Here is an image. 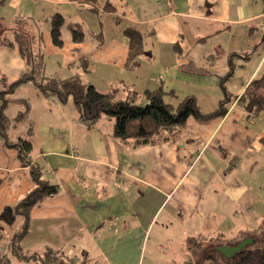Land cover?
I'll use <instances>...</instances> for the list:
<instances>
[{"label":"crops","instance_id":"0c3cea01","mask_svg":"<svg viewBox=\"0 0 264 264\" xmlns=\"http://www.w3.org/2000/svg\"><path fill=\"white\" fill-rule=\"evenodd\" d=\"M96 7L0 0V74L9 82L29 74L17 51L29 46L42 59L44 77L79 75L101 92L118 88L121 99L161 88L172 93L165 102L193 96L209 113L223 97L220 80L232 65L224 83L232 101L221 118H189L134 146L113 137L107 117L87 126L71 98L61 103L33 81L18 86L11 99L18 108L8 112L7 104L4 114L24 115L8 138L28 142L31 151L24 163L0 139V213L33 187L32 166L59 190L31 209L23 252L49 248L77 263L140 264L139 246L153 232L165 235L155 247L159 253L185 250L189 239L264 235V111L248 114L237 102L264 75V0H97ZM57 14L64 20L61 46L51 38ZM77 27L81 42L72 40ZM126 28L142 35L144 50L131 71L124 69ZM63 30L70 33L62 37ZM2 226L10 236L19 222ZM5 249L0 242V257ZM189 258L184 251L181 261L166 264Z\"/></svg>","mask_w":264,"mask_h":264},{"label":"trees","instance_id":"16d2710c","mask_svg":"<svg viewBox=\"0 0 264 264\" xmlns=\"http://www.w3.org/2000/svg\"><path fill=\"white\" fill-rule=\"evenodd\" d=\"M70 1L87 3L91 5L92 11L96 12L97 10V0ZM110 6L109 2L106 1L104 9L110 11ZM63 23V18L58 14L52 18L51 38L56 46H61L63 43L61 40ZM123 34L129 41L124 69L131 71L139 66V58L144 54L142 35L132 28L124 29ZM71 36L73 41L81 42L84 35L80 27H77L71 29ZM17 51L31 67V71L13 82L7 81L0 74V139L9 148H15L18 151L19 158L24 163H29L30 144L21 139L10 141L8 138L9 132L15 123L22 119L24 113H18L16 117L9 119L5 116L4 110L8 102L5 95L12 93L18 86L28 81H33L43 94L51 95L61 103L71 98L80 119L89 127L94 125L101 117L109 118L113 122V137L134 146L154 142L164 133H171L175 129L183 127L189 118L199 122L221 118L227 113L232 101V97L224 90V83L232 75V65L226 76L220 80L223 97L218 101L217 108L212 112L204 113L193 96L184 97L177 105L165 102V96L172 93H164L161 88L151 91L146 90L142 94L131 91V93H127L125 98L121 99L118 98V88L114 87L107 92H101L93 85L83 83L79 75L66 79L44 77L41 75L43 69L42 59L35 57L29 46H17ZM237 102L248 114L256 115L264 111V75L257 80H253ZM261 143L264 147V135L261 138ZM30 179L33 187L17 200L11 208L0 213V242L5 243L8 251L7 255L3 254L0 257V264H10L9 256L15 257L19 262H27L29 257L23 252L21 242L28 232L30 211L44 199L58 194V185L43 180L41 171L34 166L30 171ZM17 221L20 228L10 236L5 235L2 223L12 226ZM244 238L246 237L237 239L236 237L224 238L222 235H216L207 239L209 244L214 245V249L206 252V255L198 264H264V239L260 245L254 246L253 243V245L247 246L229 259L224 258L216 249L224 245H235ZM195 240L199 239H189L187 242L191 251L192 246H190V243ZM51 254L54 256L58 254L61 257L60 261L63 258L68 259L61 252L46 248L44 249L45 259L42 260L43 264H56L54 260L49 262L48 258ZM193 256L194 253L192 252L190 258L183 264H193Z\"/></svg>","mask_w":264,"mask_h":264},{"label":"rangeland","instance_id":"374dc122","mask_svg":"<svg viewBox=\"0 0 264 264\" xmlns=\"http://www.w3.org/2000/svg\"><path fill=\"white\" fill-rule=\"evenodd\" d=\"M69 33H70L69 31L63 30L62 31V37L67 36ZM17 96H18V91H16L14 94L10 93V94L5 95V99L7 101L9 100V102H7L8 112L12 113L14 110H17L18 107L15 104L11 103V99H13ZM0 104H1V101H0ZM19 228L20 227H18V229ZM164 236L165 235H155L154 232L151 235L145 236L143 242H141V245L139 246L140 264H166V262H168L169 260H173V261L174 260L175 261L180 260L181 261L182 260V253H184V251L186 252V254H188V255L190 254V256H191V253L193 252L194 256L192 258V261H193L192 263L198 264L202 261V259L206 255V252L213 251V249H214V245L209 244L207 239H203V240L199 239V240L192 241L190 243V246H192V251L189 248V245H186L185 250H183V249H177V250L168 249V250H165V251H162L161 253H159L155 249V247L164 243L162 241V240H164ZM263 239H264V235H261V236L259 235L258 237H256V239H254V246L260 245L263 242ZM3 252H4L3 254H6V255L8 253V251L6 249ZM163 252H165V255H163ZM24 253L27 255V257H29L27 259V262H25V261L19 262L15 259V257L9 256V259L11 260L10 264H43L42 260L45 259L44 249L35 247L34 249L24 250ZM177 253L179 255H177ZM60 258L61 257L58 254L56 256L51 254L50 257L48 258V260H49V262L54 260V261H56V264H74V263L79 264L72 259L63 258V260L60 261ZM45 261H47V260H45Z\"/></svg>","mask_w":264,"mask_h":264},{"label":"water","instance_id":"95a60500","mask_svg":"<svg viewBox=\"0 0 264 264\" xmlns=\"http://www.w3.org/2000/svg\"><path fill=\"white\" fill-rule=\"evenodd\" d=\"M253 243L254 239L252 237H246L235 245H224L217 247L216 249L224 258L229 259L247 246L253 245Z\"/></svg>","mask_w":264,"mask_h":264}]
</instances>
